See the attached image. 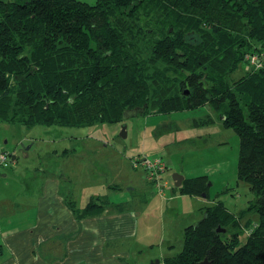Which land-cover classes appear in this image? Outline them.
Here are the masks:
<instances>
[{
  "label": "trees",
  "instance_id": "trees-1",
  "mask_svg": "<svg viewBox=\"0 0 264 264\" xmlns=\"http://www.w3.org/2000/svg\"><path fill=\"white\" fill-rule=\"evenodd\" d=\"M205 105L238 134L239 176L255 194L247 211L259 222L242 243L246 212L206 207L163 263L264 264V0H0V119L91 126L136 109ZM207 188L206 176L180 187L201 196Z\"/></svg>",
  "mask_w": 264,
  "mask_h": 264
},
{
  "label": "rangeland",
  "instance_id": "rangeland-1",
  "mask_svg": "<svg viewBox=\"0 0 264 264\" xmlns=\"http://www.w3.org/2000/svg\"><path fill=\"white\" fill-rule=\"evenodd\" d=\"M242 74L243 67L233 77ZM123 130L126 137L122 136ZM0 152L9 154L10 161L8 167L1 169L0 192L23 205L29 204L20 215H13L14 227L29 225L28 220L36 221L31 214H36L44 186L51 179L59 182L61 194L76 211L83 210L88 203L100 205L110 201L111 215L120 202L126 206L127 221L132 220L129 210L139 212L134 222L128 223V229L135 230L136 236L109 237L107 243L100 241L94 246L106 253H125L122 259H109L106 264H151L157 260L163 264L165 258L183 250L184 230L201 221L209 206L223 203L234 216L246 212L238 219L242 243L252 232L247 229L249 224L252 227L259 222L257 211H247L255 194L239 176L238 134L223 124L210 105L91 126L28 128L0 119ZM139 155L168 162L170 169L160 181V188L166 189L162 195L154 186L159 182L149 181L142 166L134 167L132 160ZM176 174L185 179L206 176V195L183 192L182 185L175 186ZM231 232L237 231L233 228ZM57 248L64 250L58 241ZM53 259L54 256H47L50 262ZM63 259L57 256V264Z\"/></svg>",
  "mask_w": 264,
  "mask_h": 264
},
{
  "label": "crops",
  "instance_id": "crops-1",
  "mask_svg": "<svg viewBox=\"0 0 264 264\" xmlns=\"http://www.w3.org/2000/svg\"><path fill=\"white\" fill-rule=\"evenodd\" d=\"M13 162H16V157H13ZM164 173L161 174V179ZM165 184L170 186L169 182ZM154 186L161 195L166 190L163 186L162 189L157 184ZM61 193L59 182L51 179V182L44 186L36 214L31 212L36 221L28 220L29 225L14 227L13 215H20L22 208H28L29 204L23 205L17 199H11L0 192V264H57V256L60 255L64 259L60 260L59 264H106L109 259L113 262L124 257V252L106 253L103 248L94 246L100 241L102 244L107 243L109 237L136 236L135 230L128 229V223L134 222V217L139 212L129 210L132 220L127 221L128 214L124 203H117L116 212L111 215L110 201H103L98 204L97 209L81 216L85 213V208L76 211ZM130 202L128 200V205ZM68 226L70 229L66 230ZM57 241L63 245V251L57 248ZM48 255L54 256L53 262L47 260Z\"/></svg>",
  "mask_w": 264,
  "mask_h": 264
},
{
  "label": "built area",
  "instance_id": "built-area-1",
  "mask_svg": "<svg viewBox=\"0 0 264 264\" xmlns=\"http://www.w3.org/2000/svg\"><path fill=\"white\" fill-rule=\"evenodd\" d=\"M7 161L8 157L6 155H0V166L5 165ZM132 161L136 167L143 166L147 170L149 181L159 182L161 174L168 169L166 162L160 159L150 160L148 158L134 157Z\"/></svg>",
  "mask_w": 264,
  "mask_h": 264
},
{
  "label": "water",
  "instance_id": "water-1",
  "mask_svg": "<svg viewBox=\"0 0 264 264\" xmlns=\"http://www.w3.org/2000/svg\"><path fill=\"white\" fill-rule=\"evenodd\" d=\"M143 110H144V109H141L140 112H143ZM138 112H139V111L136 109L134 112H132L131 116H136V115H138ZM125 116H127V118L130 117V115H125ZM125 129H126V128H124V130H125ZM124 130H123V132H122V136L126 137V136H127V133L124 132ZM183 181H184V176H183V175H181V174H176V175L174 176V182H175V186H176V187H180V186L182 185ZM220 229H221V228H220ZM220 229H219V231H220ZM222 231H223V230H222ZM151 264H161V262H160V260H157V261H155V262H152ZM201 264H212V262H211V261L209 260V258L207 257V258H205V260H204Z\"/></svg>",
  "mask_w": 264,
  "mask_h": 264
},
{
  "label": "bare ground",
  "instance_id": "bare-ground-1",
  "mask_svg": "<svg viewBox=\"0 0 264 264\" xmlns=\"http://www.w3.org/2000/svg\"><path fill=\"white\" fill-rule=\"evenodd\" d=\"M6 155L7 157H8V161H7V163L5 164V165H3V166H0V174H1V172H2V170L1 169H3L4 167H8L9 166V154H6L5 152H0V155ZM137 157H142V158H148V157H146V156H137ZM149 159V158H148ZM184 181H185V177H184ZM183 181V182H184ZM182 185H183V183H182Z\"/></svg>",
  "mask_w": 264,
  "mask_h": 264
},
{
  "label": "flooded vegetation",
  "instance_id": "flooded-vegetation-1",
  "mask_svg": "<svg viewBox=\"0 0 264 264\" xmlns=\"http://www.w3.org/2000/svg\"><path fill=\"white\" fill-rule=\"evenodd\" d=\"M174 183H175V182H174ZM204 217H205V216H204ZM203 219H204V218H203ZM230 231H231V230H229V231H228L227 229H223V231H222V232H223V233H227V234H228ZM232 233H233V232H232Z\"/></svg>",
  "mask_w": 264,
  "mask_h": 264
}]
</instances>
